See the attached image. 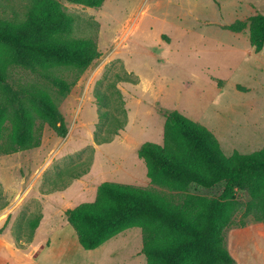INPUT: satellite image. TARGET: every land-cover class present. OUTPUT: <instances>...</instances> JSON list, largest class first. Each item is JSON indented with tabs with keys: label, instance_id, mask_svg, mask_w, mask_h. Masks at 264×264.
<instances>
[{
	"label": "rangeland",
	"instance_id": "rangeland-1",
	"mask_svg": "<svg viewBox=\"0 0 264 264\" xmlns=\"http://www.w3.org/2000/svg\"><path fill=\"white\" fill-rule=\"evenodd\" d=\"M55 1L77 17L75 36L95 41L101 55L82 73L56 71L73 83L66 97L51 90L66 137L45 126L39 148L0 154V264H147L141 229L86 251L66 211L93 202L105 182L146 188L175 204L187 193L221 194L223 186L176 192L152 185L138 151L163 143L174 110L210 129L227 156L264 147V49L255 52L248 30L226 29L264 14V0ZM30 2L0 0V17H22ZM13 76L37 81L23 71ZM237 198L250 201L245 192ZM235 222L226 244L237 264H264V223L242 212Z\"/></svg>",
	"mask_w": 264,
	"mask_h": 264
},
{
	"label": "trees",
	"instance_id": "trees-1",
	"mask_svg": "<svg viewBox=\"0 0 264 264\" xmlns=\"http://www.w3.org/2000/svg\"><path fill=\"white\" fill-rule=\"evenodd\" d=\"M73 1L97 6L104 0ZM76 22L77 17L55 0H31L22 17H0L1 155L39 148L45 126L60 137L68 135L51 90L66 97L73 83L56 71L82 73L101 55L95 41L75 36ZM226 29L248 30L255 52L264 49V14L237 20ZM14 71L37 81H15ZM138 156L152 185L176 192L223 186V191L217 197L187 193L175 204L146 188L105 182L93 202L66 211L81 247L94 251L126 230L139 228L147 264H237L226 244L228 230L237 225L235 216L242 212L264 223V147L227 156L210 129L174 110L167 115L163 143H145ZM239 192L247 193L250 201L242 204ZM38 225L39 219L34 220L33 230Z\"/></svg>",
	"mask_w": 264,
	"mask_h": 264
},
{
	"label": "crops",
	"instance_id": "crops-1",
	"mask_svg": "<svg viewBox=\"0 0 264 264\" xmlns=\"http://www.w3.org/2000/svg\"><path fill=\"white\" fill-rule=\"evenodd\" d=\"M119 235H120V234H119ZM116 237H117V236H116ZM116 237H115V238H116ZM113 239H114V238H113ZM111 240H112V239H111ZM111 240H110V241H111ZM108 242H109V241H108ZM108 242H107V243H108ZM104 245H105V244H104ZM104 245H103V246H104ZM80 246H81V245H80ZM101 247H102V246H101ZM98 249H99V248H98ZM96 250H97V249H96ZM94 251H95V250H94ZM229 251H230V249H229ZM230 252H231V251H230ZM231 254H232V252H231ZM232 255H233V254H232ZM233 257L236 259V257H235L234 255H233ZM236 261H237V259H236ZM34 263H35V262H34Z\"/></svg>",
	"mask_w": 264,
	"mask_h": 264
}]
</instances>
